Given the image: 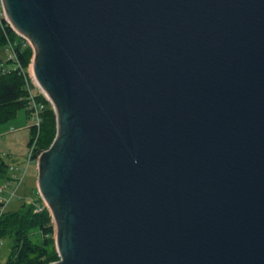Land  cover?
Returning <instances> with one entry per match:
<instances>
[{
	"label": "water",
	"instance_id": "1",
	"mask_svg": "<svg viewBox=\"0 0 264 264\" xmlns=\"http://www.w3.org/2000/svg\"><path fill=\"white\" fill-rule=\"evenodd\" d=\"M56 117L48 264H264V0H1Z\"/></svg>",
	"mask_w": 264,
	"mask_h": 264
},
{
	"label": "trees",
	"instance_id": "2",
	"mask_svg": "<svg viewBox=\"0 0 264 264\" xmlns=\"http://www.w3.org/2000/svg\"><path fill=\"white\" fill-rule=\"evenodd\" d=\"M10 46L23 68L28 67L33 54L32 47L1 18L0 50L9 48L11 51ZM27 96L24 76L15 68V61L10 55L5 59L0 57V116L13 115L17 108L26 107ZM36 98L44 107L35 155L50 145L56 132V117L50 102L42 94ZM28 113L31 115V110L28 109ZM29 131L27 145L36 131L33 125L29 126ZM9 168V164L0 157V185L11 179ZM37 203L42 204L39 194L36 201L21 202L15 209H6L0 217V239L9 241L7 257L0 264H48L58 259L52 217L47 207L35 211ZM36 234L40 238H35Z\"/></svg>",
	"mask_w": 264,
	"mask_h": 264
},
{
	"label": "rangeland",
	"instance_id": "3",
	"mask_svg": "<svg viewBox=\"0 0 264 264\" xmlns=\"http://www.w3.org/2000/svg\"><path fill=\"white\" fill-rule=\"evenodd\" d=\"M11 54L9 48L0 50V57L5 59ZM33 56V54H32ZM34 121L28 113V107H20L10 116H0V157L9 164L10 174L17 178L23 176L16 195L11 199L7 209H15L21 202H32L38 199L36 192L37 164L30 162L25 170V156L28 152L27 141L30 136L29 126ZM25 170V173L23 174ZM14 185H7L5 194L13 189ZM50 213V212H49ZM35 238H40L36 234ZM0 263H3L9 250V241L1 240ZM55 242V240H54ZM56 248V247H55Z\"/></svg>",
	"mask_w": 264,
	"mask_h": 264
},
{
	"label": "built area",
	"instance_id": "4",
	"mask_svg": "<svg viewBox=\"0 0 264 264\" xmlns=\"http://www.w3.org/2000/svg\"><path fill=\"white\" fill-rule=\"evenodd\" d=\"M1 18H3L5 20V14H4L2 4H1V0H0V20H1ZM10 48H11L10 58H12L15 61V68H17L19 70V72L24 76L25 86L28 90L27 107L29 110H31V117L33 118V121H34L33 127L36 130L35 134L33 135L32 141L27 145L28 152H27L25 159H24L25 170H26V167L30 162H37V158H38L39 154L41 153V152H39L35 155L36 139H37L39 127L41 124V119H42L41 118V111L44 107V104L42 102H39L36 97L38 94H42L46 100H48V99H47V96L42 91V89L37 84V82L33 76V73H32L31 65L29 64L28 67L23 68V66L19 62L17 56L13 52L11 46H10ZM9 170H12V168L10 167ZM25 170H24L23 174L25 173ZM22 179H23V176H21L20 178H17L15 175L11 174V179L7 180L5 183L0 185V217L2 216V214L7 209V206L10 203L11 199L16 195V191H17L20 183L22 182ZM7 185H14V187L10 191H8V194L7 193L5 194L4 192L6 191ZM43 207H46V204L42 200V204L37 203L35 205V211H39ZM0 243H2V241H0Z\"/></svg>",
	"mask_w": 264,
	"mask_h": 264
}]
</instances>
